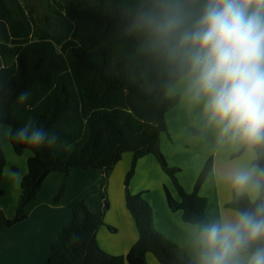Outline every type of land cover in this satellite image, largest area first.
Instances as JSON below:
<instances>
[{
    "label": "trees",
    "instance_id": "1",
    "mask_svg": "<svg viewBox=\"0 0 264 264\" xmlns=\"http://www.w3.org/2000/svg\"><path fill=\"white\" fill-rule=\"evenodd\" d=\"M25 1L0 0V129L10 128L9 142L17 155L31 153L15 215L7 225L26 220V207L36 200L49 174L64 175L51 200L56 204L70 169L102 170L106 180L130 152L124 202L138 233L136 242L125 256L110 255L98 246L96 233L109 207L103 185L100 211L91 213L85 199L79 200L69 224L51 241L47 264H148L147 254L159 264H196L181 246L154 229L150 204L142 193L131 194L128 188L138 159L152 155L179 197L175 200L164 188L169 209L180 211L188 224L208 221L207 200L199 190L211 172L212 158L187 193L176 178L180 169L170 167L160 150L159 136L167 131L165 114L178 103V96L168 98L167 92L181 77L162 52L149 48L146 34L131 27L135 10L150 0H54L59 8L48 6L56 19H37L40 23L27 15ZM189 3L195 10L197 4ZM21 92L29 96L18 103ZM29 118L58 135L56 146L35 148L12 139L11 133ZM253 164L264 168V151ZM4 167L0 142V181ZM254 206L247 195L236 194L225 205L235 211Z\"/></svg>",
    "mask_w": 264,
    "mask_h": 264
},
{
    "label": "clouds",
    "instance_id": "2",
    "mask_svg": "<svg viewBox=\"0 0 264 264\" xmlns=\"http://www.w3.org/2000/svg\"><path fill=\"white\" fill-rule=\"evenodd\" d=\"M192 2L195 10L189 0H150L135 10L131 27L177 67L187 107L199 109L217 146L255 160L264 151V0ZM3 92L0 84V100ZM28 96L21 92L18 103ZM11 136L35 148L54 147L59 139L33 118ZM4 174L22 182L18 172ZM218 178L255 206L195 223L196 264H264V168L234 162Z\"/></svg>",
    "mask_w": 264,
    "mask_h": 264
},
{
    "label": "crops",
    "instance_id": "3",
    "mask_svg": "<svg viewBox=\"0 0 264 264\" xmlns=\"http://www.w3.org/2000/svg\"><path fill=\"white\" fill-rule=\"evenodd\" d=\"M172 87L174 89H169L170 91L168 92L176 90L178 93L176 96L179 98L177 105L173 108L179 109L181 116L184 114L187 116L189 113L194 115V112L197 114L196 111L199 112V109L190 111L183 99L184 84L181 78ZM168 92L167 94H169ZM171 111L168 110L165 114L166 122L170 119L169 114ZM179 118L183 120L182 117L179 116ZM190 124L197 126V131L200 134H190L188 129L185 136L186 140L181 142V138L178 141L175 139V141L173 140L175 145L173 144L172 146L179 153H181L179 150L182 147L194 148L188 155H183L184 160L174 157V163L169 162V164L180 167V173L177 176L178 183L185 192L190 193L205 162L212 158L213 166L211 172L199 190V194L207 200L205 209L207 220L230 216L236 211L226 208L225 205L232 199L235 192L227 182L218 178V173L226 170L234 162L253 164V160H249L244 152L238 157L231 158V155L236 152H233L228 147H218L214 132L204 128L200 117L197 124L195 122ZM9 132L10 128L5 135L7 141ZM28 154L30 155V153ZM28 154L27 157L29 156ZM131 157L129 152L124 153L120 160L121 162L119 161L120 163L118 162L112 169L111 174H109L107 184L109 207L103 217V224L105 225L99 227L96 233L98 246L104 252L114 256H125L138 238L134 221L125 207L123 191L115 189L117 201L112 202L111 200L115 174L117 173V175L122 177L121 171L127 170ZM116 168L118 169L115 170ZM87 174L88 170L70 169L64 180L63 197L56 204H53L51 200L60 190L64 175L61 173L49 174L42 183L36 200L26 207V220L14 226H8L7 221L14 217L17 203L15 202L9 213L6 206L0 204V264H47L49 245L58 231L71 221L74 205L79 200L85 199L87 193L95 190L94 182L101 183V173L99 171L90 173V180L87 179ZM15 184H17V189L16 185L15 189L18 192L17 195H19L21 191L19 188L20 183L16 182ZM164 188L168 190L175 200H179L174 185L170 178L161 170L156 159L152 155H146L138 159L134 175L129 184L130 193L143 192V198L152 208L154 229L181 246L189 257L196 262L195 249L192 243L193 224L183 222L180 211L173 212L169 209ZM0 194L5 196L6 191L3 189ZM86 199L85 203L89 211L96 213L100 208L97 200L89 196H86ZM146 260L148 264H159L151 254L146 255Z\"/></svg>",
    "mask_w": 264,
    "mask_h": 264
},
{
    "label": "rangeland",
    "instance_id": "4",
    "mask_svg": "<svg viewBox=\"0 0 264 264\" xmlns=\"http://www.w3.org/2000/svg\"><path fill=\"white\" fill-rule=\"evenodd\" d=\"M57 3H59V2H57ZM22 4L26 6L27 15L31 14L32 17L38 23H40V22L37 19H40L42 21H45L47 18L50 21H53L56 19V16L52 14V11H51L50 7L48 6V4L50 6L56 7V9L59 8L56 6L54 0H51V2L46 1V0H26ZM172 88L174 89V87H171L170 89H172ZM176 95H178L176 90H171V92L169 94H167V97L173 98ZM178 101H179V98H178ZM172 109H171L172 111L169 109V111H171V113L169 114L170 115L169 121L166 122L167 131H166V133H161L162 135L159 138V146H160L161 153L163 154L167 164L170 167H177L180 169V167H178V165L172 166L169 164V162L174 163V161H173L174 157H178V159L184 160L183 155L186 156L189 153H191V150L194 147H192V148L182 147V149L179 150L181 153H179V152H176L172 146L173 144L175 145V142H173V140L175 141V139H176L178 141L179 138H181V142L183 140H186L185 136H186V131H188V129H189L190 134H193V135L194 134L195 135L200 134L197 131V128H196L197 126H195L194 124H190L192 122H195V124H197L200 116H199L198 111H196L197 114L194 112V115L189 113V114H187V116H186V114L181 116L179 109H177V110L174 108H172ZM179 116L182 117L183 120H181V118H179ZM188 124H190V125L188 126ZM7 130H9V128L7 126H3L1 129V148H2L3 154L5 156V168H4V170L8 169L10 171L18 172L20 177L23 178V176L26 175V173H27V159L29 158L31 153H30V151L26 150L27 152L24 151L23 154L17 155L13 151L11 144L9 142V139L7 141V139L5 138ZM7 138H9V136ZM171 142H173V143H171ZM28 153H30V155ZM27 154L29 155L28 157H27ZM130 154L132 156V153H130ZM131 165H132V157H131L129 167L127 168V170L121 171L122 177H120V175H117V173L115 174L114 181H113V191H111L112 202L117 201V192L114 191L115 189L123 191V194L125 193L124 181H125V177H126L127 173L131 169ZM158 165H159V163H158ZM159 167L161 168L160 165H159ZM117 169L118 168H116L115 170H117ZM161 170H162V168H161ZM97 171H99L101 173V178H100L101 183L94 182L95 190L90 191L89 193H87L86 196H89V197L97 200L98 205L100 206V208L98 207L99 209L97 210V212H99L101 209V206H102L101 191H102L103 185H104L103 191L106 194L107 200L109 201V198H108L109 196L107 194V184H108V178L110 176L109 174H111V172H109L108 178L105 180V175H104L102 170H88L87 179L90 180V178H91V176L89 175L90 173H97ZM179 173H180V171H179ZM179 173L176 174V178H177ZM133 175H134V173H133ZM132 177H131V179H132ZM131 179H130V181H131ZM130 181H129V184H130ZM15 183H16V181L14 178H10L8 175H5V174L3 176V179L0 181V192L3 189L6 191L5 196L0 194V204H3L6 206L8 213H9V210L13 207V205H15V202L16 203L18 202L19 195H20V193H19V195H17V193H18L16 190L17 184H15ZM15 185H16V189H15ZM19 188H20V185H19ZM128 188H129V186H128ZM86 196H85V199H86ZM90 204L93 205L92 203H90ZM16 206H17V204H16ZM15 210H16V208H15ZM104 216H105V213H104ZM3 225H4V223H3ZM103 225H105V224H103ZM0 228H1V218H0Z\"/></svg>",
    "mask_w": 264,
    "mask_h": 264
}]
</instances>
